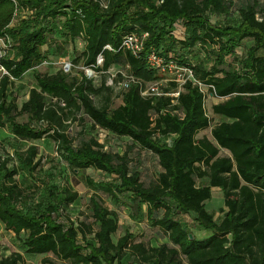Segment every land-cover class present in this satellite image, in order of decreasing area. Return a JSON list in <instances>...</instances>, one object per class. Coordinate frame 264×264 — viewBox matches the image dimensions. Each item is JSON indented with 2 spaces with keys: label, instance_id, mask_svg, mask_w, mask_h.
Here are the masks:
<instances>
[{
  "label": "trees",
  "instance_id": "obj_1",
  "mask_svg": "<svg viewBox=\"0 0 264 264\" xmlns=\"http://www.w3.org/2000/svg\"><path fill=\"white\" fill-rule=\"evenodd\" d=\"M241 1L0 0V37L11 38L18 56L2 63L15 81L52 55L67 56V43L77 41L84 49L72 66L99 75L35 72L21 104L9 93L10 77H0V129L19 148L30 143L10 155L0 139V222L20 249L0 255V264H26L27 257H44L42 264H264V0ZM213 16L237 23L215 25ZM146 33V53L153 49L166 64L191 71L183 84L122 48L128 35ZM245 41L252 45L238 56ZM128 66L136 82L117 93L109 71ZM121 80L118 74L114 83ZM152 84L158 94L144 96ZM200 84L214 88L215 125ZM209 129L211 140L198 137ZM98 130L154 155L157 178L146 184L129 153L107 150ZM45 139L55 145L57 163L92 189L84 219L70 213L80 196L69 182L46 184L43 192L37 185L41 160L31 143ZM88 170L112 179L95 181ZM214 189L224 198L220 221L207 209ZM102 194L165 241L154 246L129 231L115 241L119 216ZM181 216L210 236L197 238Z\"/></svg>",
  "mask_w": 264,
  "mask_h": 264
},
{
  "label": "rangeland",
  "instance_id": "obj_2",
  "mask_svg": "<svg viewBox=\"0 0 264 264\" xmlns=\"http://www.w3.org/2000/svg\"><path fill=\"white\" fill-rule=\"evenodd\" d=\"M236 6H241L243 3H241V0H234ZM236 15V14H235ZM24 15L21 14V12L18 14L15 22L13 25H16L18 23V20H20ZM233 17V16H232ZM230 17H216L213 16L211 18L212 22L215 25L220 26H228L233 25L237 23V18ZM175 37L178 39H184L185 38V32L176 30L174 33ZM252 43L250 41H245L239 48L236 50V54L238 56H242L250 47ZM67 49L69 54L65 57H61L59 55H52L49 57L48 62L51 63L49 66L40 65L36 70L28 72L21 81H11L9 88L10 95L16 94L18 97V102L21 104L24 102L28 96L30 89L34 86V78L33 75L35 72L40 73H55L59 71L61 68L60 63L62 60H66L68 62H72L76 54H79L84 49V44L81 41H77V43H67ZM6 53V51H5ZM198 52H193V54H189V56L196 58V54ZM4 60L7 61H17L18 56L16 54V51L12 48L7 51V54L4 55ZM203 57V54H201ZM228 61L230 59L228 58ZM82 71H85V73L91 77V78H98V73L94 72L93 70L84 68L82 66L73 67L71 72L74 74H78ZM120 71L119 67H113L110 70L111 75H116ZM177 73V74H176ZM186 72L178 71L175 72V74L182 79L185 76ZM0 77L2 76V73L0 72ZM120 90L116 89V92L118 93ZM204 92L206 93V100H205V107L207 114L210 118L213 119V125L217 124L221 121V119L217 116H215L212 113V106L216 103H218V100L215 99L209 91L204 88ZM116 106L121 104V100L119 98L115 99ZM89 127V125H88ZM71 132L73 135H77L79 131L81 130V127L78 124L71 126ZM99 139L101 143L106 144V149L111 150L114 152L119 153H125L128 152L130 158L133 160V166L137 167L142 172V180L148 184L150 182H153L159 172L160 167L157 162V158L152 155L151 153L140 149L139 147H135L131 144L130 140L123 137H117L109 135L105 131H99ZM199 138L202 137H208L210 140L212 139L211 136V129L204 131L199 134ZM10 136V134L6 130L0 129V139L5 142L7 145V149L9 150L10 155L15 154L16 148H19V145L14 142ZM30 143H21L20 148L26 149V146ZM31 144L36 145L39 149V155L37 159L41 160V166L39 168L38 177H41L42 181H36L37 185L40 187L41 192L44 191V187L47 185H51L52 183H55L56 185L63 187L66 186L67 183L73 187L75 191L79 193L80 199L71 206L70 213L73 218H81L84 219L86 217L88 212V202H89V196L92 193V189L85 186V182L80 179V177H73L69 169L65 164L59 165L57 163L56 158L57 153L55 149V145L48 139L40 140L32 142ZM9 145V146H8ZM25 146V147H24ZM19 148V149H20ZM222 153H225L222 151ZM60 168V169H59ZM85 176L91 177L95 181L100 180H106L109 181L112 178L105 177L104 175H101L93 170H88L85 174ZM47 184V185H46ZM102 198L105 201V204L111 208L112 210H115L119 216V230L117 234L114 236V240L117 241V239L121 236H123L126 231H129L133 234H135L138 238V240L145 241L147 243H150L152 245H157L165 241L163 236L156 230L153 229L148 222L144 218H138L135 219L132 216V213L129 209H122L118 206H115L105 195L102 194ZM207 209L214 213L217 220L220 221L225 213V206H224V198L223 193L220 189H214L213 190V197L212 200L207 203ZM182 221L186 222L187 225L191 228L192 233L199 239H203L205 237L210 236V232L200 229L190 217L181 216ZM91 221V220H89ZM18 243L15 241V237L12 233L5 230L4 225L0 222V255H10L11 253L15 251H19ZM52 257V256H49ZM44 257H27L26 258V264H42ZM61 264H67L62 263Z\"/></svg>",
  "mask_w": 264,
  "mask_h": 264
},
{
  "label": "built area",
  "instance_id": "obj_3",
  "mask_svg": "<svg viewBox=\"0 0 264 264\" xmlns=\"http://www.w3.org/2000/svg\"><path fill=\"white\" fill-rule=\"evenodd\" d=\"M102 6L104 8H107L106 3H102ZM148 37H149V35L147 33L143 34V35H139V34L128 35L122 42V48L126 49L134 57H137V58L145 55L146 56L145 57L146 62L148 64V66L152 69L159 70L160 73H163V74L168 73L171 75H176L177 73L175 74V72L182 71V72H186L185 75L188 74V77L192 76L191 71H189L187 69L178 68L174 62H171L170 64H166L164 58L161 57L160 55H158V53L155 50L152 49L146 53V40L148 39ZM12 48H13V42H12L11 38L8 37L7 35L1 36L0 37V72L2 73V76H9L11 81H14V78L10 75L8 69L2 63V61L4 60V57H5L4 55L7 54V51L12 49ZM106 48L109 50H112V48L110 46H107ZM5 51H6V53H5ZM97 64L99 66H101L103 64V57L102 56L98 57ZM41 65L49 66V65H51V63L48 61H45ZM60 66H61V68L59 70H62L66 74L71 73V70H72L71 62H68L64 59L61 61ZM128 69H129V66L127 67V69L120 68V71L114 76L111 75V73L109 71L111 76L108 79V85H111V86L115 85L116 89H119V90H123V91L128 90L130 88V85L133 82H136L133 75L128 73ZM118 74H121L122 80H121V82L115 84L114 78H116V76ZM184 77L182 79H180L177 76V81L179 83L183 84L185 82ZM200 86H201V89H202L203 93L205 94V96H206V93L204 92V88H206L209 91L211 96L215 97V94L213 92H211L214 89L213 86L206 87V86H203L201 84H200ZM158 92H159V86L157 84H152L147 88V90L143 93V95L147 96L149 94H158ZM172 96L178 97L179 92L172 94ZM167 142L169 144H172V139L171 138L168 139Z\"/></svg>",
  "mask_w": 264,
  "mask_h": 264
},
{
  "label": "water",
  "instance_id": "obj_4",
  "mask_svg": "<svg viewBox=\"0 0 264 264\" xmlns=\"http://www.w3.org/2000/svg\"><path fill=\"white\" fill-rule=\"evenodd\" d=\"M192 237V236H191Z\"/></svg>",
  "mask_w": 264,
  "mask_h": 264
}]
</instances>
